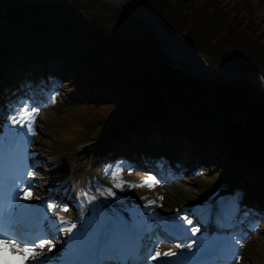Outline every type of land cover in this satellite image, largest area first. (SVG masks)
<instances>
[{
	"label": "rangeland",
	"instance_id": "374dc122",
	"mask_svg": "<svg viewBox=\"0 0 264 264\" xmlns=\"http://www.w3.org/2000/svg\"><path fill=\"white\" fill-rule=\"evenodd\" d=\"M136 1L140 2V0ZM242 1L243 0H170V4L174 6V10L185 14V17H187L183 24L188 28L190 32L189 36L196 43V46L188 44L187 41H185L183 38L182 39L187 44L186 46L190 48L191 52L198 56L204 66H209L214 70H231L233 68L237 69V67L233 65L234 61H232L230 58H228V56L225 55L228 54L230 49H232L231 47L235 46L238 48V50H241V52L245 54H247L248 52L246 53L242 49L240 43L237 42L238 37L234 36L235 34L237 36H245L247 42L244 43V46H247V50L249 51V53L254 52L257 55L258 52L264 51V0H246L249 4H245ZM63 2H60L62 3V6L59 5L61 9L63 10L65 9V6H68L70 9H72L71 11L74 12L73 14L76 17L70 14L73 20L68 19L62 14V12L59 14V17L62 16L63 20L66 19L65 22H69V20H75L74 22L76 25H78V23L80 22V29L84 31V33H82L83 37L88 41L94 40V42L86 44L91 49H94L95 54V47H100L101 45L96 40V36L98 34L101 35V32L104 34L106 33L112 41H115L114 47L117 48V51L119 53H113L114 55H120L122 50L125 49L121 47L118 48V45L121 42L124 44V41L130 39L139 41L142 40V30L140 31V33L132 30L135 33H132L129 36L130 39L126 37L128 36L127 34H125L127 28L126 12L128 11V4L125 2H121L119 6L114 3H104L100 0H63ZM151 2L155 3L156 0H151ZM19 4L20 9L18 12L21 11L20 13L25 16L24 18L27 19L26 23L27 25H29V29L28 26L24 23V19L22 22V20H19L21 18H17V25L14 26L12 30L8 27L6 31L7 35L14 34L15 36L18 35L19 37L25 38L29 36L33 37L32 35H35L33 29L39 26L41 30V33L39 34L40 40L46 43V45L48 44L49 50L63 56L68 48L72 50V46L74 45H70V43H68L70 39L65 36L66 32H64L65 34L59 33L57 35V38L58 36H60V39L62 40V42H64L63 44L62 42L59 44L56 41L57 38H52V40H50L49 38H51L54 33L52 28L50 29L46 26V24H43V21H39V19L37 20V16H43V14H41L40 11L34 13L33 9H27L28 7L24 6V3L22 2H19ZM174 10L172 11L175 12ZM34 15H36L35 20L30 21L29 18ZM23 16L21 17L23 18ZM189 16H191V18H188ZM165 17L167 18L168 22L171 23V25H175L172 21V18L167 17L166 14ZM158 19L161 22L167 23L162 18ZM1 22L4 23L3 19H0V28ZM44 25L46 27L45 29L43 28ZM76 25L71 26L72 28H78V26ZM175 27L178 30H183V28L177 25H175ZM233 30H235V34H233ZM181 37L183 36L181 35ZM16 42L17 40L12 37L11 41H7L6 38H3L0 43L9 44L8 46L12 47V45ZM34 42L38 43V40ZM40 44L43 43L40 42ZM201 44H205L206 47L210 46V48H212V51L210 52L206 50L203 46H201ZM102 47H105V49H107L104 44ZM218 47H220V49L222 48L221 53L223 55L217 50ZM58 48L60 51H57ZM124 56L125 55L120 56V59H123L127 62V59H125ZM109 57L112 58L111 56ZM246 58L248 62L254 66L258 74H264V65L262 64V62L257 64L254 60L251 59L253 57L250 58L246 56ZM51 60L55 64L58 59H50V62L52 63ZM96 62L99 63V61ZM99 67L104 70L107 69L105 66L99 65L95 67L94 70L92 69L90 74L96 75V69H98ZM125 71H127L126 68H121V73H124ZM159 75L160 76L152 84V87L156 86L157 84V87L160 88V90H158L155 89L157 87H153L157 91L158 95H160L161 101L164 100V84L167 86V91L172 90V93L174 94L173 97H176V99L173 100L174 103L172 110L171 107L167 108V105H165L162 108L164 112L168 113L167 115L170 116L173 115L174 110H177L179 113H181V116H179V120L181 121L178 122L188 124V129L191 131H194V129H196L192 133H185L186 139L184 140V142L189 143L187 144L188 147L193 148L192 146H195L190 136H197L200 143H204L205 145H207L206 143L210 142L214 145H217L214 147L211 144L208 145V153L209 155H211L210 157L208 156V159L212 158V161H217L220 159V157H222V160H224L226 158L225 152L229 154L230 157H232L231 152L226 149L225 145L227 144V142H230V139H233V141H231L230 143L236 142L241 144L240 149L242 151V154H245L248 160V164L246 165V167L249 169V174L247 177H242L244 180L245 178L248 179L249 176L253 174L252 168L257 165V162L264 166V136L261 134V130H264V126L261 123L262 117L264 116V92H261L259 90L257 84H251V82L246 81H243L241 83L220 81L213 85L215 88L209 87V89H207L209 96H215V93H217L216 90L220 95H223L224 97L228 96L227 102H224L222 104V107H224V109L229 108L228 104L232 102L239 108L248 107L252 111V113L256 111L255 116L250 118L254 133H248L245 135L243 134L238 138L239 140H237L236 136L231 133V131H235L233 127L234 120L232 118H227L225 113L222 111L212 113L211 115L208 113H202L201 108H199V106L197 105V97H191L190 92L184 91L183 81L181 79H178L179 75L177 73L169 72L168 70L167 72L160 73ZM140 79L141 78L136 77L135 81L139 84ZM172 80H177V84L172 88H169L168 86L171 84ZM191 80L196 81V79L194 78H191ZM260 80L262 79H259V84H261V86L264 85V82ZM149 83L150 81L142 83L143 86H146L143 89L144 92H146V90L148 89L147 85ZM225 84H241V86L248 85L250 87H255L259 95L253 100H250L246 95H244L243 97V94L245 93L241 95V98L235 93L229 95V91L225 90ZM77 87V83L69 84L68 88H66L64 84L61 85V90L65 91L62 92L64 94V99L59 102L57 109L54 108L50 110L42 118L39 125L40 134L37 138L39 147H46V149H48V152H51L54 156H56L55 162L58 166H62L63 163L70 166V169L72 167H75V165H80L82 164V162H85V159L83 158L84 149L89 145L91 146L99 142L96 141V143L88 144L90 140L96 138V140H98L100 138V135L98 136V134H101L106 127H103V123H106L109 119L118 115L117 113L122 110V92L119 91L118 88H113V93L111 91V95L114 96V98H110L111 95H109L110 97L108 98L107 96L101 97L94 91L95 93H93V95L96 98L95 102V100L83 98L82 96H80L77 91H75ZM177 90H179V92ZM197 94L199 95V92ZM179 99H182L181 107L176 105V102ZM204 100L209 99L204 98ZM145 103L147 106V102ZM247 103L248 105H246ZM61 106H63V108H60ZM217 106L221 107L219 103H217ZM231 108L237 111L235 106H231ZM197 111L200 112L199 115L196 114ZM55 120L58 127H55L51 124V121ZM225 121H228V123H226ZM183 123H180V127L183 125ZM216 126H218V131L221 128V133H215ZM141 128L142 127H140L139 130ZM90 129H95V132L90 131ZM69 132H71V134H69ZM145 136H147L149 139L151 137V134L149 132H146ZM197 137H194V140ZM181 139V134H179L178 141H180ZM156 142L159 144L160 141ZM143 143L144 149H147L146 147L151 149L152 145L149 146V144H152L151 140H145L143 141ZM156 147H158L159 150H163L162 142L160 145H156ZM196 147L201 148L199 146ZM214 148H218L221 151L217 152ZM232 148L236 149L238 147H236L235 145V147L232 146ZM242 163H244V161H241V165ZM58 166L57 169L59 168ZM89 166L90 162L86 160V164L84 165V167ZM225 167L227 168L226 165L212 166V168L210 169V173L207 174L206 177H200L199 179H197V183L192 182V177H187V181H183L181 185L168 188L167 192L162 196L161 202H166V205L171 206L172 201H179V203L176 204L182 206L183 204L185 205L192 202H202L215 197L217 191L216 189H214L215 184L213 182L225 177ZM85 171V168H82L80 170L81 173H84ZM205 173H207V170H205ZM262 182L264 183L263 179L259 180L258 183L255 182V184L259 186ZM250 249L251 253L246 252L248 253L246 255V259L250 260L249 264H259V262L262 261V258H264V236H260V238H258L254 242ZM253 253H255V255Z\"/></svg>",
	"mask_w": 264,
	"mask_h": 264
},
{
	"label": "trees",
	"instance_id": "16d2710c",
	"mask_svg": "<svg viewBox=\"0 0 264 264\" xmlns=\"http://www.w3.org/2000/svg\"><path fill=\"white\" fill-rule=\"evenodd\" d=\"M185 1H187V0H185ZM242 2L245 4H249L246 0H243ZM140 3L145 5L148 9L152 8L151 10H152V12L155 13L156 17L162 18L164 21L167 22V23L162 22V24L168 30V32H170L171 34H173L175 36L179 35L180 37L179 36L178 37L180 39L183 38L185 41H187L188 44L196 46V43L189 36L190 32H189L188 28L186 26H184V24H183V22L185 21V19L187 17H185V14L180 13L178 11H175L174 6L172 4H170V0H156L155 3L151 2V0H142V1L140 0ZM67 7L65 6V9H63V10H65V12H63V10L61 9L60 6L53 8V9L46 10L44 13L42 12L43 16L41 18H39V21H43V24H46V26L49 27L50 29L52 28V30L54 32L53 36L56 34L58 35V33H60V32H62V33L66 32L65 36H67L68 39H70L68 41V43H70V45H72V44L74 45V46H72V50L70 48H68L66 50L64 56H61V57H65V55L67 53H69L82 71L83 69L85 70V66L87 64L92 63L97 59L98 54H101L102 62H104V61L106 62L105 66L107 69L105 70V72L109 73L110 70H111V72L112 71L119 72L121 70V68L118 67V64L120 66H122L123 68H126L127 71L120 74L121 83L122 84L125 83V81H127V77H128V79L131 81L128 84V86L131 87L132 93L135 95V97L141 98V99H143L144 102H147L148 107L154 106L160 100V96L155 91V89L160 90V88L157 87V84H156V86H153V87L154 88L157 87V88L154 89L152 87V84L160 76L159 75L160 73L167 72L170 69L169 67L171 64H170L169 60L166 58V56L164 54H161V51L158 48V45L156 44V41H155V38H154L152 32L145 25L140 23L135 17L127 16V18H126L127 19V28H126L125 34H127L128 36H126V37H128L130 39L129 36L132 33H135L136 31H137V33H140V31L142 30L143 31L142 40L139 41V40L130 39V40L124 41V44L121 42L118 45V48L121 47V48H125V49L122 50L120 55H114L113 53H119L117 51V48L114 47L115 41H112L106 33L104 34L101 32L102 36L99 34L96 36V40L101 45H100V47H95V49H96V54H95L94 49H91L86 44H83L81 46V48H79L80 42L82 40H84V38L82 36V33H84V31L80 29L81 28L79 26L80 22L78 23V25H76L74 22L75 20L74 21L69 20V22L68 21L65 22L66 19L63 20L62 16L59 17V14L61 12H62V14L65 13L63 15L68 19H72L71 15L75 16L73 14L74 12L71 11L72 9H70L69 7L67 8ZM0 8H1L0 16L4 15L8 10L7 5L1 6ZM19 9H20V7H19ZM19 9L15 11V14L17 11H19ZM27 9H29V8H27ZM55 9H60V10H55ZM172 10H174L175 12H173ZM37 11H39V10L33 9L34 13H37ZM162 11H165V12H162ZM67 12H69V13H67ZM165 14L167 15V17L172 18L173 23L175 25L183 28V30H178V29H176L175 25H171V23H169L167 18L165 17ZM34 16H36V15H34ZM188 18H191V16H189ZM71 25H73V26L76 25V26H78V28H72ZM43 28L44 29L46 28L45 25L43 26ZM28 29H29V25H28ZM132 30H134L135 32H133ZM33 31L35 32L34 34H40L41 33L39 26H37V28L35 27L33 29ZM233 34H235V30H233ZM181 35L183 37H181ZM234 36L238 37L237 42L240 43V46L242 47V49L246 53L248 52L247 54H245V53L241 52V50H238V48L236 46L231 47L234 50L230 49L228 54H226L225 56H228V58H230L232 61H234L233 62L234 66H236L239 70H242V71H244V70H247L250 72L256 71L254 66L248 62L246 56H248L250 58L253 57L251 59L254 60L257 64L262 62V64L264 65V51L258 52L257 55L254 52L249 53V51L247 50V46H244V43L247 42L246 41L247 39L245 38V36H237L236 34ZM92 42H94V40H92V41L85 40L84 43L90 44ZM63 43L64 42H62V44ZM103 44L107 47L106 50H104L105 47L104 48L102 47ZM201 46H203L206 50H208L210 52L212 51V48H210V46L206 47L205 44H201ZM215 47H217V46H215ZM78 48H79V50H78ZM221 49H220V47L217 48V50L220 53H221ZM77 50L79 51L78 52L79 55L77 53L78 61L75 57H73V55L77 52ZM57 51H60L59 48ZM123 55H125L124 58L127 59V62L123 59H120V56H123ZM109 56H111L113 59L110 58ZM114 66H116V68H115V70H112V68ZM136 77L141 78L139 84H138V82L135 81ZM122 78H124V79H122ZM146 81H150V83L147 85L148 89L146 90V92H144L143 89L146 86H143L142 83L146 82ZM176 84H177V80H172L171 84L168 87L172 88ZM203 84H207V86L203 87L202 86ZM203 84L197 83L195 80H193V81L192 80H186L183 83L184 91L190 92L191 97H193V96L197 97V102H198L197 105L199 106V108H201L202 113H206V114L208 113L211 115L212 113L222 111L225 113L227 118H232L234 120L233 121V127H234L235 131L234 132L231 131V133L236 136L237 140H239L238 138L243 134L245 135L248 133L249 134L254 133V129L252 128V125H251L252 122L250 121V118L255 116L256 111L252 113V111L248 107L239 108L235 104H233L232 102L230 104H228L229 108L224 109V107H222L223 106L222 104L224 102H227L228 96L224 97L223 95H220L217 90H216L217 93H215V96H213V97L209 96L207 89H209V87L213 88L214 87L213 85L215 83L203 82ZM225 85H226L225 90L229 91L228 92L229 95H232L233 93H235V94L239 95L241 98V95L243 93H245V94H243V97H244V95H246L250 100L257 98L259 95V93L256 91L255 87L253 88V87H250L248 85L241 86V84H235V85L225 84ZM163 87L166 89V94H167V98L169 97V101L175 100L176 97L175 98L173 97L174 96V94L172 93L173 91L172 90L167 91V86L165 84L163 85ZM177 91L179 92V90H177ZM198 92H199V95L197 94ZM145 94H147V95L144 96ZM100 95H101V93H100ZM204 98L209 99V100H204ZM181 102H182V99H179L176 102V105L181 107L182 106ZM216 102L219 103L222 108L217 106ZM164 104L165 103H162L161 106L163 107ZM230 105L235 106L237 111L233 110ZM246 105H248V103ZM263 107H264V104H263ZM171 108H172V106H171ZM162 111L164 112L163 109H162ZM174 111H176L177 115H181V113H179L177 110H174ZM117 114L118 115L109 119L106 123H103V127L104 126H106V127L102 131L101 136H105L106 134L110 135L111 133H113L116 130L117 124L122 119L119 117L120 113H117ZM196 114L199 115L200 112L197 111ZM161 119H162L161 113H159L157 116L152 117V120H153L155 125H157L159 123V121H161ZM162 122L164 123V119L162 120ZM225 122L228 123V121H225ZM261 123L264 126V116L262 117ZM222 130H223V126H222ZM215 133H221V128L219 131H216V127H215ZM261 134L264 136V130H261ZM231 141H233V139H230V142ZM230 142H227V144L225 145L226 149H228V151H230V148H232V146L235 147V145H236V147H238L235 149V152H238L239 150L241 151V149H240L241 144L236 143V142H233V143H230ZM230 152L232 155V158L230 160V164H232L236 161V155L234 154L235 152H232V151H230ZM240 154H241V152H240ZM228 170H229V173L227 175H229V176H231V175L240 176L243 173V169L237 168V166L233 165V164L230 167H228Z\"/></svg>",
	"mask_w": 264,
	"mask_h": 264
},
{
	"label": "snow or ice",
	"instance_id": "6c2138e0",
	"mask_svg": "<svg viewBox=\"0 0 264 264\" xmlns=\"http://www.w3.org/2000/svg\"><path fill=\"white\" fill-rule=\"evenodd\" d=\"M54 102V100H53ZM13 114L8 117L10 125L0 134V159L4 153L14 146L30 144V137L36 134L34 128L35 117L38 114V108L31 107L26 100L19 101L18 105H14ZM34 173L23 165L17 174L6 176L0 169V191L6 190L8 193L9 204L8 209L0 210V264H51L49 254L55 250V240L52 234L46 233L42 228L43 221H48L51 229L56 232L64 230L67 233H74L77 224L74 221H68L60 216L59 212H68L67 206L57 205L55 201L41 204L38 208L32 209L28 205L19 204V200L31 201L40 199L33 191V185L27 177H32ZM25 185L20 187V185ZM158 184L156 177L147 176L136 187L153 188ZM123 184H116L114 187H122ZM108 195L114 196L115 193L108 189ZM23 193V195H20ZM81 195H84L83 193ZM162 199V198H161ZM95 197H89L91 203ZM154 203V202H149ZM13 209L26 210L28 215L38 216L39 220L36 224L30 225L26 219L17 217ZM48 214L56 216V220H50ZM188 225H192V221L187 217L181 218ZM61 225L67 227L61 229ZM175 228H182V225L175 224ZM198 229L191 228V234L195 235ZM161 242L159 239L152 241L144 253L147 260L159 261L162 258L171 260L177 257V252L172 248L161 251L155 247V244ZM237 244L238 240L235 241ZM192 243H176L175 248L187 247L191 249ZM219 251L223 253L228 260H234L235 264H239L238 250L233 248L231 244L219 246Z\"/></svg>",
	"mask_w": 264,
	"mask_h": 264
},
{
	"label": "water",
	"instance_id": "95a60500",
	"mask_svg": "<svg viewBox=\"0 0 264 264\" xmlns=\"http://www.w3.org/2000/svg\"><path fill=\"white\" fill-rule=\"evenodd\" d=\"M121 2H125L132 7L135 11L134 15L156 34L159 46L163 52L167 53L171 65L174 68L183 70L185 75L207 79L212 82L229 81L241 83L248 81L252 84H259V78L264 82V74L240 72L235 68L231 70H214L209 66H204L198 56L192 53L188 46L179 42L177 38L172 37L165 31L158 19L145 6L147 10L136 0H122Z\"/></svg>",
	"mask_w": 264,
	"mask_h": 264
},
{
	"label": "bare ground",
	"instance_id": "6f19581e",
	"mask_svg": "<svg viewBox=\"0 0 264 264\" xmlns=\"http://www.w3.org/2000/svg\"><path fill=\"white\" fill-rule=\"evenodd\" d=\"M96 1H98V0H96ZM100 1H102V2H104V3H114V4H117L118 6H119V4H121V1L122 0H100ZM138 3H140V2H138ZM141 4V6L142 7H144L145 5H143L142 3H140ZM146 7V6H145ZM144 7V8H145ZM147 8V7H146ZM145 8V9H146ZM127 9H128V11L126 12V15L127 16H133V17H135L139 22H140V20L134 15V13H135V11H134V9L132 8V7H130V6H128L127 5ZM148 9V8H147ZM146 9V10H147ZM149 10V9H148ZM148 27V26H147ZM163 54L166 56V58L169 60V58H168V55H167V53H165V52H163ZM62 60H64L63 62H62ZM60 61L62 62V63H64L65 64V61H67V63H68V67L69 68H79V71H81V69H80V67L77 65V63L75 62V60L72 58V57H69V58H66V57H61L60 56ZM169 62H170V60H169ZM170 64H171V62H170ZM64 76L68 79V80H70V78L72 77L71 75H69L66 71H64ZM259 79H261V78H259ZM260 81H262V80H260ZM257 86L260 88V89H262V90H264V85H263V87L261 86V84H257ZM171 117V116H170ZM169 117V118H170ZM217 127L218 126H216V131H218L217 130ZM71 133V132H70ZM74 168V167H73ZM74 170V169H73Z\"/></svg>",
	"mask_w": 264,
	"mask_h": 264
}]
</instances>
